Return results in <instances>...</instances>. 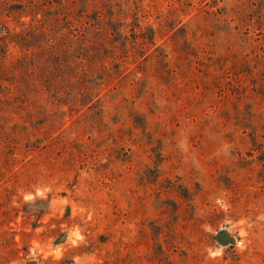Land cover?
<instances>
[{
	"label": "rangeland",
	"instance_id": "obj_1",
	"mask_svg": "<svg viewBox=\"0 0 264 264\" xmlns=\"http://www.w3.org/2000/svg\"><path fill=\"white\" fill-rule=\"evenodd\" d=\"M0 264H264V0H0Z\"/></svg>",
	"mask_w": 264,
	"mask_h": 264
},
{
	"label": "water",
	"instance_id": "obj_2",
	"mask_svg": "<svg viewBox=\"0 0 264 264\" xmlns=\"http://www.w3.org/2000/svg\"><path fill=\"white\" fill-rule=\"evenodd\" d=\"M217 239L222 244H226L231 240L230 236L225 230H221L218 232Z\"/></svg>",
	"mask_w": 264,
	"mask_h": 264
}]
</instances>
